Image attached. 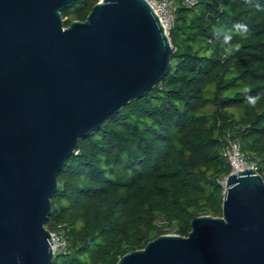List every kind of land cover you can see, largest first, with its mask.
<instances>
[{
    "label": "trees",
    "instance_id": "obj_1",
    "mask_svg": "<svg viewBox=\"0 0 264 264\" xmlns=\"http://www.w3.org/2000/svg\"><path fill=\"white\" fill-rule=\"evenodd\" d=\"M97 1L65 8L64 26ZM169 40L166 75L79 138L58 172L46 227L63 228L68 251L51 264H117L161 234L187 236L198 216H221L225 133L264 179V0L178 3Z\"/></svg>",
    "mask_w": 264,
    "mask_h": 264
},
{
    "label": "water",
    "instance_id": "obj_2",
    "mask_svg": "<svg viewBox=\"0 0 264 264\" xmlns=\"http://www.w3.org/2000/svg\"><path fill=\"white\" fill-rule=\"evenodd\" d=\"M0 0V264H51L45 224L57 174L79 138L150 91L172 46L145 0ZM117 264H264V180L229 173L221 216L161 234Z\"/></svg>",
    "mask_w": 264,
    "mask_h": 264
},
{
    "label": "built area",
    "instance_id": "obj_3",
    "mask_svg": "<svg viewBox=\"0 0 264 264\" xmlns=\"http://www.w3.org/2000/svg\"><path fill=\"white\" fill-rule=\"evenodd\" d=\"M196 1L197 0H145L159 19V22L168 37L174 23L177 4L181 3L182 5L191 6L195 4ZM223 139L225 146L222 154L226 158L230 167L228 174L236 173L237 171L245 169H253L258 173L254 162L249 160L246 154L242 151L241 144L237 138L231 137L229 133H225ZM227 175L217 179V182L222 189V193L226 190ZM45 228L48 230V233L53 240V258L59 254H65L68 251V241L63 228L60 225L54 229H48L46 226Z\"/></svg>",
    "mask_w": 264,
    "mask_h": 264
},
{
    "label": "clouds",
    "instance_id": "obj_4",
    "mask_svg": "<svg viewBox=\"0 0 264 264\" xmlns=\"http://www.w3.org/2000/svg\"><path fill=\"white\" fill-rule=\"evenodd\" d=\"M240 30H241V33L243 34V33H245V32L247 31V28H246L245 25H241V26H240ZM237 50H238V48H237ZM256 99H257L256 97H249V101H250L252 104H255Z\"/></svg>",
    "mask_w": 264,
    "mask_h": 264
},
{
    "label": "rangeland",
    "instance_id": "obj_5",
    "mask_svg": "<svg viewBox=\"0 0 264 264\" xmlns=\"http://www.w3.org/2000/svg\"><path fill=\"white\" fill-rule=\"evenodd\" d=\"M63 19V22H64V20H65V18H62ZM262 176L264 177V173L262 174ZM264 180V179H263ZM45 226H46V224H45ZM169 234H172V233H169Z\"/></svg>",
    "mask_w": 264,
    "mask_h": 264
}]
</instances>
